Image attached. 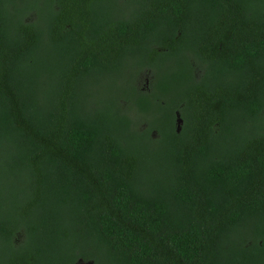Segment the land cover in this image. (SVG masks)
Returning a JSON list of instances; mask_svg holds the SVG:
<instances>
[{
  "label": "trees",
  "instance_id": "trees-1",
  "mask_svg": "<svg viewBox=\"0 0 264 264\" xmlns=\"http://www.w3.org/2000/svg\"><path fill=\"white\" fill-rule=\"evenodd\" d=\"M115 1L0 0V264H264V0Z\"/></svg>",
  "mask_w": 264,
  "mask_h": 264
},
{
  "label": "rangeland",
  "instance_id": "rangeland-1",
  "mask_svg": "<svg viewBox=\"0 0 264 264\" xmlns=\"http://www.w3.org/2000/svg\"><path fill=\"white\" fill-rule=\"evenodd\" d=\"M130 0H116V4L120 5L121 7H129ZM129 68V67H128ZM128 68H125L122 75H126L128 73ZM118 76L117 84H120L122 82V78L120 75ZM137 87L138 89H144L146 90L149 87L150 84V75L145 71H141L137 74ZM94 78L96 79L97 83L93 84L89 89L94 92L98 93L100 95H103V97L106 96V93L109 91L110 86L112 85V81L114 78L109 77V75H99V73H95Z\"/></svg>",
  "mask_w": 264,
  "mask_h": 264
},
{
  "label": "water",
  "instance_id": "water-1",
  "mask_svg": "<svg viewBox=\"0 0 264 264\" xmlns=\"http://www.w3.org/2000/svg\"><path fill=\"white\" fill-rule=\"evenodd\" d=\"M176 116H177V126L180 125V120H179V116H178V113H176ZM179 128V127H178ZM83 264V263H82ZM85 264H92V263H85Z\"/></svg>",
  "mask_w": 264,
  "mask_h": 264
}]
</instances>
